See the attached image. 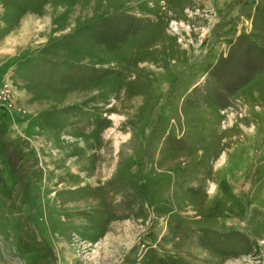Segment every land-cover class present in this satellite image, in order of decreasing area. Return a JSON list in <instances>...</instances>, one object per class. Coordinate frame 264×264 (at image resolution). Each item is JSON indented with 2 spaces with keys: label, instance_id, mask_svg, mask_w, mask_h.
Masks as SVG:
<instances>
[{
  "label": "rangeland",
  "instance_id": "374dc122",
  "mask_svg": "<svg viewBox=\"0 0 264 264\" xmlns=\"http://www.w3.org/2000/svg\"><path fill=\"white\" fill-rule=\"evenodd\" d=\"M0 264H264V0H0Z\"/></svg>",
  "mask_w": 264,
  "mask_h": 264
}]
</instances>
